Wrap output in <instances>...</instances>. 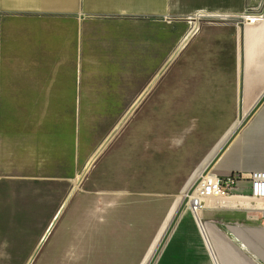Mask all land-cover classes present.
<instances>
[{"label": "crops", "instance_id": "1", "mask_svg": "<svg viewBox=\"0 0 264 264\" xmlns=\"http://www.w3.org/2000/svg\"><path fill=\"white\" fill-rule=\"evenodd\" d=\"M45 1L51 3L14 5L0 0V177L11 176L13 169L42 179L72 176L77 159L72 114L131 111L129 105L139 101L141 89L156 76L154 68L139 76L140 54L134 48L154 46L150 25L158 24L148 20L149 25H142L145 21L133 19L131 59L127 53L133 69L125 71L136 76L130 81L122 74L125 53H115L113 40L101 41L107 33L113 38L115 21L120 20L116 16L208 19L185 43L187 34L180 35V50L174 55L177 38L172 25L164 24L166 95H186L183 90L192 80L195 83L190 86L215 97V105L221 96L234 97L236 108L231 109L244 113L264 95V0H147V7L145 0H138L140 7L131 11L119 7L129 0ZM173 86L179 91L171 92ZM123 95L128 97L126 103L117 98ZM31 113L45 115L35 119ZM241 132L213 165V174L264 169V100ZM240 134L244 142L241 162L233 147ZM256 142L258 150L252 148ZM18 153L21 158L13 162V154ZM226 153L228 159L223 160ZM245 182L240 181L234 191L249 195L239 191ZM29 199L34 200V194ZM207 202L198 219L190 208L181 214L155 264H264V231H245L238 219H231L230 211L227 219H215L225 212L216 210L214 200ZM223 222L230 230H225Z\"/></svg>", "mask_w": 264, "mask_h": 264}, {"label": "rangeland", "instance_id": "2", "mask_svg": "<svg viewBox=\"0 0 264 264\" xmlns=\"http://www.w3.org/2000/svg\"><path fill=\"white\" fill-rule=\"evenodd\" d=\"M10 1L14 5L51 3ZM137 3L138 0H129L119 7L131 11L140 7ZM81 17L85 18L76 16ZM114 18L120 19L115 21L117 31L113 38L107 33L101 41L113 40L117 45L115 53H125L122 74L130 81L136 76L125 71L133 69L131 60L127 62V53L131 59L134 48L133 19L145 21L142 25H149L148 20L158 24L150 25L155 45L134 48L140 54L139 76L154 68L156 77L141 89L139 101L129 105L131 111L72 114L77 136L72 176L42 179L13 169L11 176L0 177V264H147L194 181L195 171L210 160L241 121L240 112L231 109L236 108L232 104L234 97L221 96L215 105V97L190 86L195 81L189 80V87L183 90L186 95L165 94L169 90L164 85V24L172 25L177 38L173 41L174 55L180 50V35L187 34V41L208 19L194 21L173 15ZM174 91H179V87H171ZM117 98L126 103L128 97ZM31 115L42 119L45 113ZM233 147L241 162L242 134ZM252 148L258 150V142ZM20 158L19 153L13 154L12 161ZM227 159L228 153L223 160ZM244 184L239 191L250 193V181ZM29 194H34L35 199H29ZM236 194L240 195L234 192L230 196ZM208 199L214 200L216 210L225 212L215 219H227L230 211L231 219H238V226L245 231H264V201L249 198V205H231V198L206 197L205 205ZM225 224V230H230Z\"/></svg>", "mask_w": 264, "mask_h": 264}, {"label": "built area", "instance_id": "3", "mask_svg": "<svg viewBox=\"0 0 264 264\" xmlns=\"http://www.w3.org/2000/svg\"><path fill=\"white\" fill-rule=\"evenodd\" d=\"M209 177H204L199 185L200 194L207 197L223 196L230 197L238 186L239 182L242 180H248L251 183V193L249 195H240L247 198H254L264 201V169H253L249 171H244L242 169H237L225 175V177L219 174H213L212 172ZM197 188V187H196ZM237 195V194H236ZM233 196V195H231ZM192 203L188 204V208L198 217V207L202 206L197 204V199Z\"/></svg>", "mask_w": 264, "mask_h": 264}, {"label": "water", "instance_id": "4", "mask_svg": "<svg viewBox=\"0 0 264 264\" xmlns=\"http://www.w3.org/2000/svg\"><path fill=\"white\" fill-rule=\"evenodd\" d=\"M264 100V95L261 97L258 102L255 104L253 109L244 114L243 112H240V119L241 121L239 124L233 129V131L228 135V137L225 139V141L222 143L220 148L215 152V154L210 158V160L206 163V165L203 167V170L201 174L193 181V183L188 188L184 198L182 199L177 211L174 214L173 219L171 220L167 230L165 231L164 235L162 236L161 240L159 241L157 247L155 248L149 262L147 264H155L159 254L161 253V250L170 234V232L173 230L177 220L180 218L181 214L188 208V204L191 202V195L196 189V187L199 185L201 180L204 176H206L208 173L211 172V169L213 165L217 162V160L221 157V155L226 151V149L230 146V144L234 141V139L239 135V133L243 130L247 122L250 120V118L256 113L258 110L261 102ZM198 219V217H197Z\"/></svg>", "mask_w": 264, "mask_h": 264}, {"label": "bare ground", "instance_id": "5", "mask_svg": "<svg viewBox=\"0 0 264 264\" xmlns=\"http://www.w3.org/2000/svg\"><path fill=\"white\" fill-rule=\"evenodd\" d=\"M196 25V24H195ZM188 38V37H187ZM187 38H184V40L182 41L183 43L186 41V39ZM118 127V126H117ZM225 141V140H224ZM221 146V145H220ZM206 165V164H205ZM204 165V166H205ZM204 166H202V167H199L196 171H195V173H194V175H193V177H194V180L201 174V172H202V170H203V167ZM209 176H211V174H207L206 176H204L205 178L206 177H209ZM203 177V178H204ZM193 183V182H192ZM201 183H199V185H200ZM191 185V184H190ZM199 185L197 186V188L194 190V192L192 193V195L190 196L191 197V199H193V201L195 200V199H197V204H201L202 206H199L198 207V211H197V213L198 214H201L202 215V209H203V207L205 206V203H206V197L207 196H205V195H201L200 194V189H199ZM215 198H217V199H221V198H225V200L227 199V198H231L228 202L231 204V205H246V204H251V201L249 200V198H247V197H245V196H240V195H236V196H230V197H223V196H214ZM222 202H226L227 204H228V202L227 201H222ZM245 207V206H244Z\"/></svg>", "mask_w": 264, "mask_h": 264}]
</instances>
